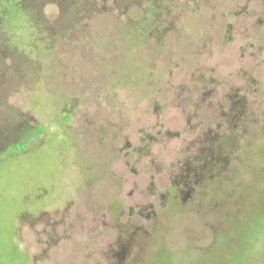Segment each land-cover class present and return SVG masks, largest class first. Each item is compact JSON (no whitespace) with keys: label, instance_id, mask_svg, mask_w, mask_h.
<instances>
[{"label":"rangeland","instance_id":"374dc122","mask_svg":"<svg viewBox=\"0 0 264 264\" xmlns=\"http://www.w3.org/2000/svg\"><path fill=\"white\" fill-rule=\"evenodd\" d=\"M34 2L0 0V264H103L111 231L124 264H264V0H102L78 38ZM88 119L118 149L84 171Z\"/></svg>","mask_w":264,"mask_h":264},{"label":"flooded vegetation","instance_id":"af4514ba","mask_svg":"<svg viewBox=\"0 0 264 264\" xmlns=\"http://www.w3.org/2000/svg\"><path fill=\"white\" fill-rule=\"evenodd\" d=\"M35 5H43L46 2H53L56 3L57 5H62L63 6V14H67V10H74L75 14L79 15V19L71 24H69V27L67 28L66 25L64 24V30H66L68 33L71 34L72 37L78 38L79 35H81V31H77L76 27L77 25H86V19L81 17L82 13L85 12L88 8L89 5H102V0H34ZM97 10V8H96ZM57 22V23H56ZM55 24V30L61 26L64 23V19H59L58 21H56ZM53 29V28H52ZM83 29H86L83 28ZM71 37V38H72ZM72 40V39H70ZM227 103L229 104L228 106V110L224 111L222 114H224L226 117H228L230 115V113L232 111H235V106L233 105L232 100H227ZM70 103H69V108L65 107V111L68 113V121L69 123H71L72 121H74L73 117H72V110L70 107ZM68 123V124H69ZM226 123V122H225ZM227 124V123H226ZM228 124H231L233 127L236 124L233 120H230ZM234 124V125H233ZM95 125V124H94ZM94 125H92L91 120H86V122L83 125L82 130H80L79 132V138H81L82 144H84L86 150V153H84V162H81L82 165V170H92V169H96L97 166H95L94 168H92L95 164L93 163V161H91L90 157H89V153L91 151H93L92 154H94V158H100V150L103 146L107 145L109 146V148L111 149V154L110 157L113 156V153L116 152V150L118 149L117 146V138H114L112 131L115 132V130H113L112 128H108L109 130H103V126L101 127L100 125H97V127H93ZM34 125L31 126L34 127ZM112 127L115 128L114 125H111ZM22 127V126H21ZM20 127V128H21ZM30 127V126H29ZM89 128V129H87ZM95 128V129H93ZM117 131V130H116ZM22 131L19 133V136H17V139H13L12 141H19ZM73 134L76 135V132H74ZM35 135L32 136V139ZM93 136L96 137V140H93ZM212 137V136H211ZM31 138V137H30ZM143 139V144L140 145V148L138 149L139 154L141 150H146L148 149V145H149V141L148 138H146V136L142 137ZM208 139V144L207 146H203V148H201L198 153L193 155V160L195 159H199L200 155H203L204 157L207 154V156L210 157L211 154H214L216 148H215V139L216 137L213 135V137L211 138V140ZM105 140V141H104ZM125 146L129 147L130 144L128 142H126L124 144ZM98 156V157H96ZM226 158V157H225ZM187 165V164H186ZM84 170V171H85ZM194 173L196 175L199 174L200 171H196L195 168L193 169ZM183 176L182 174H180V178H181V182L184 183L183 180ZM193 185L197 186L199 183V177L195 178L194 181L192 182ZM185 184V183H184ZM102 223V218L101 215L98 214L97 217H95V226L96 228L98 227V229L100 228ZM111 238H110V242H105L102 246V248H100L99 254H100V258H101V262L103 264H124L127 260H129V251H130V247L131 243L127 242V241H118L117 237L115 238V234H113V231H111Z\"/></svg>","mask_w":264,"mask_h":264},{"label":"trees","instance_id":"16d2710c","mask_svg":"<svg viewBox=\"0 0 264 264\" xmlns=\"http://www.w3.org/2000/svg\"><path fill=\"white\" fill-rule=\"evenodd\" d=\"M156 20L157 19H155V18H152V17H150V21H151V23H150V26H151V29H157V30H162V28L161 27H159V25H157V23H156ZM146 29H144L143 30V32L145 33V37L142 39L143 41H142V44H140V46L139 47H145L146 48V45H145V43H144V40H146V38H147V36H148V32L146 31ZM152 31V30H151ZM150 33H152V32H150L149 31V34ZM137 48V47H136ZM209 140H211V139H209ZM216 140V139H215ZM217 142V141H216ZM201 143H202V145L203 146H207V144H208V139H203L202 141H201ZM204 155H206L204 158L206 159L207 157L209 158V156H207V154H205L204 153ZM191 163H192V161H191ZM187 165V168H186V172L183 174L184 176H183V180H184V185H186V186H190L191 184H193L192 182L194 181V179L195 178H197V177H199V180L201 179L200 178V176H201V172H199V174L198 175H196L195 173H194V171H193V165H191L190 163L188 164V163H186Z\"/></svg>","mask_w":264,"mask_h":264}]
</instances>
